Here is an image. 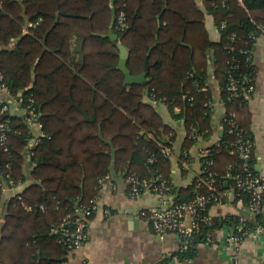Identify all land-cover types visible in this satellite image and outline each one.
Masks as SVG:
<instances>
[{
    "label": "trees",
    "instance_id": "16d2710c",
    "mask_svg": "<svg viewBox=\"0 0 264 264\" xmlns=\"http://www.w3.org/2000/svg\"><path fill=\"white\" fill-rule=\"evenodd\" d=\"M203 5L217 27L222 21L228 22L220 43L209 40L204 13L195 0H0L1 87L6 88L11 101L0 100V107L12 109V104L22 100L25 109L31 99L44 134L31 150L35 164L32 183L8 201L0 264H57L66 259L69 251L51 235V229L74 214L78 206L91 205L105 176L134 175L152 180L161 175L168 180L166 169L171 158L165 157L160 144L172 147L164 137L173 130L163 123L152 104L145 102L146 96L163 99L171 113L176 108L183 110L187 138L181 164L191 163L189 149L199 138L211 134L212 112L206 106L212 100L206 57L210 50L215 55L213 75L228 113H235L239 128L254 140L236 115L250 100L228 101L231 55L227 47L230 37L236 36L238 48L246 49L249 44L253 49L251 36L259 33V24H264V17L255 11L264 10V0H244V6L237 0H203ZM121 13L127 22L123 31L115 26ZM112 22L114 32L130 52L127 68L132 75L144 72L145 59L157 45L149 56L146 84H126L125 75L118 69L119 48L101 36L108 34ZM75 36L82 41L83 60L69 66ZM17 38L20 41L13 45ZM236 60L240 66L233 75L242 79L252 73L256 80L254 63L248 66L246 56L240 54ZM6 117L12 132L8 151L0 145V196L7 175L17 184L26 183V148L33 138L24 115L9 111L1 120ZM224 128L220 145L209 148L214 164L208 168L218 174L221 190H225L217 166L221 161L233 166L235 173L241 172L238 155L226 147L236 136ZM193 129L197 130L196 138L191 137ZM148 134L156 142L147 139ZM186 153L189 157L185 159ZM150 157L156 161L150 163ZM251 164L252 171L261 176L254 153ZM167 182L168 194L175 202L194 199L195 180L185 197L175 196L171 181ZM200 191L206 194L204 187ZM249 198V193H243L235 201L247 203ZM258 221L264 224V218L258 217ZM247 225L255 227L250 221ZM205 228L201 238L206 240ZM193 249L189 244L175 256L189 260Z\"/></svg>",
    "mask_w": 264,
    "mask_h": 264
},
{
    "label": "crops",
    "instance_id": "0c3cea01",
    "mask_svg": "<svg viewBox=\"0 0 264 264\" xmlns=\"http://www.w3.org/2000/svg\"><path fill=\"white\" fill-rule=\"evenodd\" d=\"M195 1L199 9L204 13V27L209 40L213 43H220L221 34L217 29L214 17L206 13L202 0ZM255 14L264 17V10H257ZM58 18L59 15L56 24ZM113 24L114 22L111 23L110 30ZM28 27H32V25ZM258 27H260L259 33L256 35L252 49L253 63L256 71L255 92L246 106L238 110L236 115L237 118H240L247 125L246 127H248L252 134L256 170L264 176V24H259ZM110 30L108 34L101 36L103 38H110ZM114 34L116 33L114 32ZM19 41L20 38H17L13 41V45ZM111 41L113 42L112 39ZM81 42L79 37L75 36L73 38V54L67 62L69 66L82 63ZM127 51L129 52L128 49ZM206 57L208 83L211 98L215 102L210 121L211 134L207 138H200L189 149L191 163L188 168H184L181 164V151L187 138L186 117L182 115L183 110L176 108L171 113L169 108L164 104H159L158 106L152 105L160 114L163 123L173 130L171 134L164 137V140L171 142L173 147V156L170 159L169 168L166 169V172H168V180L172 184L173 194L177 197H185L188 194L187 191L191 188L195 178L200 173L201 151L217 145L225 134L222 119L228 113V108L223 100L219 83L213 75L214 51H208ZM39 61L40 58L36 64ZM126 84L128 83L126 82ZM128 85L131 86L130 84ZM148 94V90H146V95ZM0 100L11 102L9 95L1 87V77ZM145 102L152 104L148 96H146ZM12 110L16 114H20L15 104H12ZM32 133V139L34 140L40 134V131L32 129ZM141 135H144V132ZM146 138L153 142L157 140L151 134H148ZM26 149V183L21 184L15 190H3L0 196V242L5 226L8 201L23 192L33 181L31 173L34 169V164L31 161L29 148L27 147ZM217 166L219 167V173L225 180L224 188L232 196L233 182H231L230 178V164L226 165L221 161ZM110 177L111 180L101 187L96 195L99 210L89 220V239L76 254L68 255L67 258L70 264H81L82 259L87 260L89 264H264V240L246 239L240 248L237 261L234 260L231 249L222 243V238L225 234L222 226L228 224L234 225L236 216L244 211V206L241 203L232 199L226 206L211 207L207 213L208 224L205 228V235L212 239L215 245L207 244V241L201 237L196 238L198 241L194 245L191 243L194 248L193 258L181 261L175 255L185 247L183 242L176 235H169L164 239L160 238L153 231L150 221L141 216L142 211H150L151 209L160 207L159 198L150 191H144L138 198H132L123 178L116 175H110ZM105 209H111L114 213L113 217L106 218L104 214Z\"/></svg>",
    "mask_w": 264,
    "mask_h": 264
},
{
    "label": "built area",
    "instance_id": "2783aa9c",
    "mask_svg": "<svg viewBox=\"0 0 264 264\" xmlns=\"http://www.w3.org/2000/svg\"><path fill=\"white\" fill-rule=\"evenodd\" d=\"M244 6V0H237ZM203 3V0H202ZM224 5V2L223 4ZM217 8L216 4L212 5ZM116 28L123 31L127 28L126 16L121 13L116 20ZM228 27L227 21H222L220 26L217 27L219 33L226 30ZM260 28V27H258ZM258 34V33H257ZM256 34V35H257ZM256 35L251 36V40L255 41ZM238 39L232 36L229 39V46L227 50L231 55L230 71L227 81V94L228 101H239L243 98L250 100L255 92V80L252 73H246L242 79H238L233 75V70H237L240 66L236 60V55H245L247 65L253 64V56L251 45L247 44L245 48H238L236 46ZM3 90L9 94L3 86ZM25 109L22 108L23 101H16L15 106L21 115L25 116V122L31 129L40 131L36 139H31L28 144L29 154L34 146L40 144L41 139L44 137L42 132L43 126L39 121V114L33 107L32 100ZM153 106L166 103L163 99L151 100ZM206 106L212 112L215 102L210 100ZM14 110L11 106L0 107V145L8 151L7 143L9 133L12 132L11 121L9 118H4L8 112ZM235 113H226L222 119L224 127H227L228 133L235 135V141L229 143L226 147L231 148L236 153L241 161V172L235 173L234 167H229L230 178L233 180L234 186L232 196L227 190L219 188L218 174L210 172L208 168L213 166L214 162L209 158L210 149L201 151L200 153V173L195 178L196 190L194 199L186 202H175L173 197L168 193L170 191L169 183L162 178L161 175L155 176L152 180L140 179L134 175L123 178L124 182L129 188V194L132 198H138L144 191L154 193L160 202V207L151 209L150 211H142L141 216L150 221L153 231L160 238H167L169 235H176L184 246L191 244L196 238H200L203 229L208 224V217L206 212L213 206H226L236 196L243 193H249L250 198L247 203L242 200L239 201L244 206V211L236 216L234 225H224L222 230L224 236L222 238L223 245L231 249L233 258L237 261L238 254L243 242L248 239L264 240V224H261L258 217L264 218V176L255 174L251 164L254 153V142L251 137L243 132L235 121ZM197 130L193 129L191 137L196 138ZM200 139V138H199ZM220 145L219 143L217 146ZM162 153L166 158L173 156V148L168 145L160 144ZM185 159L189 157L186 153ZM156 159L150 157L149 162L154 163ZM188 162L183 163L184 168L189 167ZM35 167V164H34ZM209 172H208V171ZM111 180L110 175L105 176L100 180L101 187L105 186ZM6 184L3 186L2 191L6 189L15 190L21 183L18 184L12 179L10 175L6 177ZM204 187L206 194L202 193L200 189ZM20 199V197H19ZM28 210L32 208L28 207ZM99 205L96 200L91 202L89 206H78L74 214H68L59 225L51 229V235L57 238V241L65 246L69 254H76L89 239V220L97 213ZM104 214L106 218L113 217L114 213L111 209H105ZM255 223V227H249L247 222ZM207 244L215 245L214 241L206 238ZM57 264H70L68 258L59 261ZM81 264H89L85 259L81 260Z\"/></svg>",
    "mask_w": 264,
    "mask_h": 264
},
{
    "label": "water",
    "instance_id": "95a60500",
    "mask_svg": "<svg viewBox=\"0 0 264 264\" xmlns=\"http://www.w3.org/2000/svg\"><path fill=\"white\" fill-rule=\"evenodd\" d=\"M113 29H114V24L112 25V28L110 30L109 37L113 40V42L115 44H117V46L120 50V58L121 59L119 62V70H121L122 73L125 75V80L128 84H130V85H134V84L143 85V84H145L146 79H147V75L149 72V68H150L149 56H150V54H151V52L155 46L150 50L147 58L145 59V70H144V72L139 76H132L131 72L127 68V60L129 58V52L127 51L126 47L121 43L120 37L117 34H114ZM196 241H198V240L195 239L192 242V245H194Z\"/></svg>",
    "mask_w": 264,
    "mask_h": 264
}]
</instances>
